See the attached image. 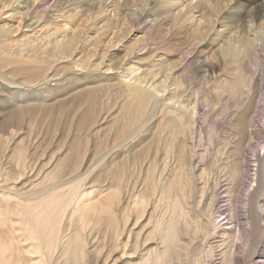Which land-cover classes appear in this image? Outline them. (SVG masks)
<instances>
[{
	"label": "bare ground",
	"instance_id": "obj_1",
	"mask_svg": "<svg viewBox=\"0 0 264 264\" xmlns=\"http://www.w3.org/2000/svg\"><path fill=\"white\" fill-rule=\"evenodd\" d=\"M261 151L264 0H0V264H264Z\"/></svg>",
	"mask_w": 264,
	"mask_h": 264
},
{
	"label": "rangeland",
	"instance_id": "obj_2",
	"mask_svg": "<svg viewBox=\"0 0 264 264\" xmlns=\"http://www.w3.org/2000/svg\"><path fill=\"white\" fill-rule=\"evenodd\" d=\"M92 79L94 80L95 78H92ZM79 80H80V79H78V81H77V80H76V81L73 80V81H71V82H69V83H71V84H74L75 82H77V83L81 82V83H82V82L84 81V79H83V81H79ZM87 80H90V78H89V77H86V81H87ZM114 81H115V80H114ZM92 82H94V81H92ZM66 88H67V89H66ZM66 88L63 89V88L61 87L60 89L62 90V92H68V91L72 88V86H71V87L68 86V87H66ZM65 90H66V91H65ZM55 91H56V90H55ZM67 94H68V93H67ZM67 94L61 96V98L65 97ZM52 95H53V94H52ZM257 99H258V98H257ZM258 100H260V99H258ZM225 126H226V125H222V127H221V129H220V130H221L220 133L224 132V128H225ZM207 147H209V145H207ZM258 148H259V150H261L260 147H258ZM211 149H214V147H212ZM200 150H201V152H203L204 148L201 147ZM261 153H264V151H263V152L261 151ZM210 154H211V155H210ZM212 155H213V152H212V150H211V151L208 153V155H207V159H209L208 161H211V159H212ZM223 159H226V158L223 157ZM253 159H255V158H253ZM251 166H252V167H253V166L256 167V164L252 163ZM252 169H253V170H256V168H254V167H253V168H249V173H248L247 175L249 176V178H251V180L249 179V181H246L247 183L245 184V186H247V187H245V189L248 188L249 186H251V184H252L251 182H252L253 175H254V173L251 171ZM250 171H251V172H250ZM247 172H248V171H247ZM214 179H215V178H214ZM214 179H213V180H214ZM250 183H251V184H250ZM245 189H244V191H242V193H241V196H242V197L240 196V199L242 198V199L244 200V197H243L242 194H244V192L246 191ZM241 202H242V200H241ZM241 202H240V203H241ZM240 203H239V204H240ZM239 207H240V211H242L244 206H243L242 203H241V204L239 205ZM241 222H243V221H241ZM236 251H237V254H238L237 258H240V257H239V254L241 255V258H242V260H241V258L239 259L240 262L237 263V264H248L247 261L245 262V259H246V258L242 255L243 252H241L240 249H237ZM216 254H217V253H216ZM203 260H204V258L202 259V261H203ZM203 264H206V263H203Z\"/></svg>",
	"mask_w": 264,
	"mask_h": 264
}]
</instances>
